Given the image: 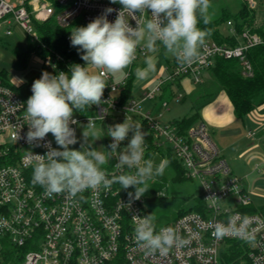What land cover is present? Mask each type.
I'll return each mask as SVG.
<instances>
[{"label": "built area", "instance_id": "2783aa9c", "mask_svg": "<svg viewBox=\"0 0 264 264\" xmlns=\"http://www.w3.org/2000/svg\"><path fill=\"white\" fill-rule=\"evenodd\" d=\"M248 4L261 13L258 0H248ZM56 6L58 10L47 0H0V29L5 27V34L10 36L16 26L30 42L39 43L37 23L55 18L61 28L86 26L107 8L114 9L107 17L114 22L122 8L110 0H57ZM260 17L257 24L241 32L230 20L226 26L234 45L207 39L194 62L181 64L174 56L164 73L154 77L152 85L125 100L123 94L132 70L150 55L141 46L122 80L116 82L107 74L101 105L74 111L77 123L72 127L78 142L90 119L96 127L102 126L110 150L112 138L107 136V128L123 123L127 117L139 123L146 134L145 160L169 161L171 157L183 169L186 179L199 183L198 200L203 205L199 211H188L161 226L154 221L157 231L172 227L187 241L163 256L158 251L149 252L135 241L134 217L147 216L150 209L145 195L130 200L128 193L134 192L133 188L124 190L113 183L110 190L100 187L72 198L66 193L49 197L41 186L33 185L34 161L29 152L44 155L48 149L27 142L28 126L24 119L27 100L0 80V264H222L223 254L232 242L243 249V264H264V215L248 211L253 206L251 200L208 125L199 122L184 132L173 120H163L171 101L181 103L184 99L182 80H190L194 86L203 84L206 73L219 58L239 61L243 76H253L248 53L255 47L264 48V15ZM130 24L136 26L134 20ZM67 39L70 40V35ZM32 54L41 63L38 78L45 71L53 75L67 73L71 65L80 64L79 60L56 52L45 56L36 51ZM167 83H174L171 100L162 98ZM249 135L254 137L255 133ZM130 138L131 133L118 151L127 146ZM46 141H51L52 148H58L52 134L47 135ZM93 147L96 148L95 144ZM116 163L113 158L103 166L110 179L121 174ZM124 171L128 169L125 167ZM154 182L149 180L151 184ZM165 188L168 186L159 190L157 197H166ZM218 225L229 231L223 236L214 235Z\"/></svg>", "mask_w": 264, "mask_h": 264}, {"label": "clouds", "instance_id": "9594fccd", "mask_svg": "<svg viewBox=\"0 0 264 264\" xmlns=\"http://www.w3.org/2000/svg\"><path fill=\"white\" fill-rule=\"evenodd\" d=\"M110 3L122 6L114 22L107 18L114 9L107 8L86 26L75 27L71 32V46L83 53L81 59L85 63L71 65L67 73L53 75L45 71L31 85L32 94L26 101L24 116L28 126L26 139L30 145L48 149L44 155L29 152L34 161L32 183L41 186L49 197L66 193L74 198L100 187L110 190L113 183H118L124 190L134 189L128 193L130 200H139L149 190L147 182L162 176L169 164L167 160L157 164L144 159L146 134L139 123L127 117L123 123L107 128V136L112 138L110 150H96L90 143V138L101 137L95 121L90 119L82 132V150L71 148L78 143L72 127L77 123L73 119L74 111L101 105L107 74L128 69L137 59L141 46L151 53H157L162 46L179 63L194 62L209 35L199 24L201 20L205 25L209 23L211 2L110 0ZM130 20L136 22L135 27ZM156 63L155 55H146L144 67L135 68L136 81L146 80L156 70ZM130 133L127 146L118 151ZM48 134H52L58 148H52L51 141H46ZM113 158L121 174L110 179L103 166ZM154 219L152 214L134 217V238L140 247L163 256L174 246L187 243L172 227L157 231ZM228 231L229 228L218 225L214 235L223 236Z\"/></svg>", "mask_w": 264, "mask_h": 264}, {"label": "rangeland", "instance_id": "374dc122", "mask_svg": "<svg viewBox=\"0 0 264 264\" xmlns=\"http://www.w3.org/2000/svg\"><path fill=\"white\" fill-rule=\"evenodd\" d=\"M248 4V0H242ZM261 6V13L259 14L258 11H254V16L251 21L248 23L249 26L255 25L260 19V16L264 15V0H258ZM229 9L232 12H235L239 9V1L237 0H215L211 2V7L209 9V16L212 19H216L220 16L223 9ZM6 28L3 27L0 29V70L5 69L9 72L11 78H16L20 82L22 81L25 85L20 89L19 95L24 97L26 100L31 96V85L36 79L37 75L41 69V63L38 61L37 57L33 54L27 53L28 52V42L29 37L25 34V32L18 27H13V33L10 36L5 34ZM223 32L229 34L227 28H223ZM17 53L24 54L28 57V62L25 68H19L18 66V59ZM150 55H155L157 57L156 63V70L152 72L149 77L146 79V83L141 85L142 87L148 85L150 81H152L153 77L160 76L164 73L165 67L169 66L168 61L172 60L174 57L172 54L167 53L164 51H158L157 53H151ZM82 52H79V61L80 64L83 65L85 62L81 59ZM138 65H141L140 63ZM92 71H96V69H91ZM128 69L121 73H108L114 81L122 80ZM140 82V81H139ZM139 82L136 81L134 84L139 85ZM152 83L149 84H153ZM139 87V90L143 89ZM201 86H197L198 90L201 89ZM203 89L206 91L204 95V100L208 94H215V98H218V94L220 88L216 80L211 77L203 84ZM142 91H139V94ZM195 95H187V97L181 102L176 103L171 101L170 109L166 111L163 120L169 122L174 119H180L183 117H188L193 115L196 110H198V104L202 103L204 100L197 99L196 102L194 101L196 98ZM212 98V97H211ZM213 99V98H212ZM211 100V99H210ZM206 101V100H205ZM201 104H199L200 109ZM97 129L101 132V137L99 140L91 139L90 143L92 146L95 144L97 150L99 151H106L107 145L103 138L102 133V126L97 125ZM211 135L213 139L212 132ZM264 132L262 135V139L258 142V147L254 150H249L244 153H241L240 150H237L241 145H232L228 147V149L224 152V156L226 157L229 165L233 169L235 175L241 180L243 187L245 188L249 199L253 207L256 210H260L264 208ZM216 141V140H215ZM244 142H246L244 140ZM84 144V139L81 137L79 142L75 146H71L76 150H82L81 145ZM249 144V141H248ZM86 146V145H85ZM241 153V154H240ZM161 161V158H155V162L158 164ZM177 176V172L174 170L171 164H168L167 168L164 171L162 176H157L153 178L155 180L154 183L157 182H167L166 185L168 188L164 189V193L166 197L163 198L164 204L149 210L148 214L154 216V221L158 223V225H164L169 220L174 219L177 217L178 211L181 210H188L190 207H193L196 204V200L199 199L201 195V188L199 183L196 181L188 180L185 181L183 184L175 183V179ZM152 183V184H154ZM155 185V184H154ZM165 185V186H166ZM179 192L177 195L178 198H175L173 193ZM147 197V196H146ZM154 197V196H153ZM181 202L180 205H177Z\"/></svg>", "mask_w": 264, "mask_h": 264}, {"label": "trees", "instance_id": "16d2710c", "mask_svg": "<svg viewBox=\"0 0 264 264\" xmlns=\"http://www.w3.org/2000/svg\"><path fill=\"white\" fill-rule=\"evenodd\" d=\"M47 1L53 3L58 10V7L56 6L57 0ZM213 1L215 0H210V2ZM237 1H239V9L237 11L232 12L225 8L218 18L212 19L209 16V23L207 25H205L202 20L200 21L199 27L209 32L206 40L212 39L219 44L226 43L229 45H234V42H230V35L223 32V28H227V22L230 20L234 21L235 25L237 26V30L241 32L245 27L249 26L248 23L254 16L253 9H251L246 4V2L242 0ZM36 28L39 33L40 42L32 43L29 41V50L27 53L30 52V54H32V51H36L41 56H45L49 53L56 52L65 58H71L76 61L79 60L78 57L80 51H78L76 47L71 46L70 40L67 39V37L71 35V32L74 28H61L57 24L55 18H51L43 23H37ZM159 50L164 51L165 49L160 46ZM248 58L253 65L254 73L252 77H244L239 61L231 59H217L215 66L209 71L211 77H213V79L218 83L220 90L226 94L229 101L231 102L234 115L241 121L245 119L246 115L264 104V48L260 46L251 49L248 53ZM17 59L19 68H25L28 62V57L24 54L17 53ZM138 67H144V63ZM134 71L135 69L132 70L133 73L128 81L125 93L123 94L125 100L131 97L133 92V82L136 79ZM36 79H38V77H36ZM0 80L6 86H9L13 90L17 91V89L11 83L10 74L7 70H0ZM173 86L174 83H167L165 85L163 89L164 95L162 98L167 100L172 99L174 95ZM179 87L181 86L179 85ZM213 94H210V96ZM185 98L186 95L184 96V99ZM198 110H196V112L191 116L174 119L173 123L178 125L182 131L187 132L188 129L196 123L204 122ZM169 162L177 172L175 183H185L187 179L184 176L183 169L171 157ZM166 183L167 182H160L157 184L156 182L154 185L149 183V181L147 182V187L149 190L144 195L147 196V203L150 210L161 204H164V199L157 197V192L161 190L166 185ZM178 194L179 192H176V190L173 193L175 198H178ZM180 204L181 202H179L177 205ZM202 206V203L200 200H198L197 205L190 207L188 210L180 209L177 213V217L185 214L188 211H199ZM248 211L253 213H262L264 215V208L256 210L253 206H251ZM244 259V251L239 246V243L232 242L231 247L226 253L223 254L222 264H243L242 262ZM244 264L246 263L244 262Z\"/></svg>", "mask_w": 264, "mask_h": 264}, {"label": "crops", "instance_id": "0c3cea01", "mask_svg": "<svg viewBox=\"0 0 264 264\" xmlns=\"http://www.w3.org/2000/svg\"><path fill=\"white\" fill-rule=\"evenodd\" d=\"M210 78L211 74L210 72H207L204 83ZM10 79L12 85L17 89V92L18 90L20 91V89L25 85V83L22 81L18 82L19 80L16 78L10 77ZM153 79L154 77L152 78V81ZM152 81L149 83H152ZM134 82L133 85L136 89L132 93L133 95H140L141 93L139 94V91H142V89L139 90V87L145 84L146 80L140 81L139 85H135ZM203 84H201V89L198 90V87L194 86L190 80L183 79L181 82L186 97L187 95L194 94V97L196 98L194 100L195 102L197 99H200L201 101L204 100L203 98L206 91L203 89ZM144 87H147V85L143 86L142 88ZM218 91V98H215V94L212 96H210L211 93L208 94L205 99L206 101L204 100L202 103H200L201 106L198 110L202 120L208 125L210 131L215 137V142L221 148L223 153L228 149L229 146L231 148L232 145L234 146L238 144L241 146L237 148V150H240L241 153L256 149L258 147V142L262 139L264 132V104L246 115L245 119L241 121L234 115L233 106L226 94L222 90ZM249 132H254V137H251ZM244 140L246 142H244Z\"/></svg>", "mask_w": 264, "mask_h": 264}]
</instances>
